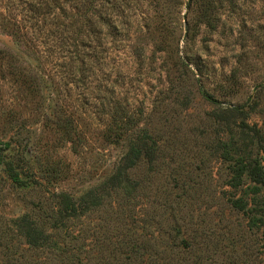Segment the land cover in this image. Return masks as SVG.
Returning a JSON list of instances; mask_svg holds the SVG:
<instances>
[{
	"label": "rangeland",
	"instance_id": "1",
	"mask_svg": "<svg viewBox=\"0 0 264 264\" xmlns=\"http://www.w3.org/2000/svg\"><path fill=\"white\" fill-rule=\"evenodd\" d=\"M208 2L0 0V140L22 133L35 170L59 171L39 196L78 197L115 172L133 116L132 132L158 128L170 143L165 175L179 168L190 178L201 245L191 264H264L260 233L217 204L230 164L220 144L231 149L237 138L222 120L234 127L231 109L248 105L246 123L264 138V0H217L210 24ZM68 118L80 137L74 148L59 125ZM34 197L0 178V217L23 216Z\"/></svg>",
	"mask_w": 264,
	"mask_h": 264
},
{
	"label": "trees",
	"instance_id": "2",
	"mask_svg": "<svg viewBox=\"0 0 264 264\" xmlns=\"http://www.w3.org/2000/svg\"><path fill=\"white\" fill-rule=\"evenodd\" d=\"M216 3L209 0L204 12L209 24L219 11ZM5 60L6 53L0 51V69ZM200 89L206 101L216 102ZM231 112L240 123L233 127L229 119L222 120L237 138L230 142L231 149L220 144L230 164L217 204L230 215L244 216L264 243V138L261 130L246 123L250 106ZM138 122L133 116L125 120L123 135L131 132L128 150L115 172L78 197L52 190L47 191L48 198L39 196L45 192V177L50 188L60 178L59 171L35 170L29 142L24 145L16 139L22 133L0 140L1 181L36 199L23 216L0 217L1 264H191L201 245L193 225L196 197L188 194L190 178L178 173L179 168L174 175H165L172 167V148L166 145L170 143L163 142L158 128L132 132ZM59 125L66 141L77 146L74 122L68 118Z\"/></svg>",
	"mask_w": 264,
	"mask_h": 264
}]
</instances>
